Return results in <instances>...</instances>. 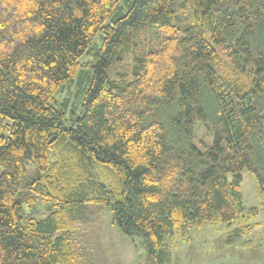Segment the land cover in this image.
<instances>
[{"label": "trees", "instance_id": "obj_1", "mask_svg": "<svg viewBox=\"0 0 264 264\" xmlns=\"http://www.w3.org/2000/svg\"><path fill=\"white\" fill-rule=\"evenodd\" d=\"M75 80L80 112L56 99ZM0 168V264H85L74 230L93 206L147 264L191 226L250 232L240 184L251 171L264 208V0H0Z\"/></svg>", "mask_w": 264, "mask_h": 264}, {"label": "rangeland", "instance_id": "obj_2", "mask_svg": "<svg viewBox=\"0 0 264 264\" xmlns=\"http://www.w3.org/2000/svg\"><path fill=\"white\" fill-rule=\"evenodd\" d=\"M153 32L155 33V35L152 34L153 37L148 36L149 47L156 45L160 37L156 30ZM140 37L132 39L133 46L124 51L121 60L112 67L114 74L128 72L134 43L144 42ZM94 44L100 46L101 37L97 36L93 41ZM135 47H141V44ZM91 59V55L87 53L83 55L80 62L86 63ZM81 87L82 85L77 88V80L67 83L57 93V102L60 105L66 103L67 109L80 112ZM211 144V132L198 123L195 126L194 145L204 151ZM1 172L0 168V174ZM242 177L240 189L243 203L245 207L256 209V214L249 216L243 222L252 226L250 232L228 242L231 231L239 225L238 219L230 227L213 226L209 223L191 226L187 236L168 240V256L162 264H264L263 197L251 171L245 169ZM47 212L43 211L42 206L39 205L36 215L42 217ZM111 219L112 214L108 207L93 206L87 208L85 220L76 224L74 230L76 248L80 254L93 257L86 264H147L142 240L124 234L114 223L110 226ZM84 260H86L85 257Z\"/></svg>", "mask_w": 264, "mask_h": 264}, {"label": "crops", "instance_id": "obj_3", "mask_svg": "<svg viewBox=\"0 0 264 264\" xmlns=\"http://www.w3.org/2000/svg\"><path fill=\"white\" fill-rule=\"evenodd\" d=\"M113 224L112 220L110 221V226ZM83 257H85L86 260L85 261V264L88 263V261L90 262L91 259L93 258L92 256L89 257V255H84Z\"/></svg>", "mask_w": 264, "mask_h": 264}]
</instances>
